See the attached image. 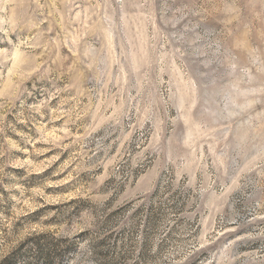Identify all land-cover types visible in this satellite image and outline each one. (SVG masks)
I'll return each mask as SVG.
<instances>
[{
	"label": "rangeland",
	"instance_id": "rangeland-1",
	"mask_svg": "<svg viewBox=\"0 0 264 264\" xmlns=\"http://www.w3.org/2000/svg\"><path fill=\"white\" fill-rule=\"evenodd\" d=\"M0 264H264V0H0Z\"/></svg>",
	"mask_w": 264,
	"mask_h": 264
}]
</instances>
